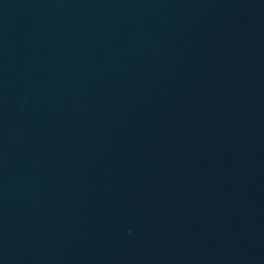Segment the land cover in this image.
Segmentation results:
<instances>
[{"label": "water", "instance_id": "water-1", "mask_svg": "<svg viewBox=\"0 0 264 264\" xmlns=\"http://www.w3.org/2000/svg\"><path fill=\"white\" fill-rule=\"evenodd\" d=\"M0 264H264V0H0Z\"/></svg>", "mask_w": 264, "mask_h": 264}]
</instances>
